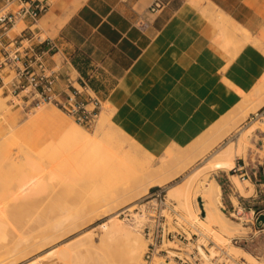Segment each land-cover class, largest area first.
Wrapping results in <instances>:
<instances>
[{"label":"bare ground","instance_id":"6f19581e","mask_svg":"<svg viewBox=\"0 0 264 264\" xmlns=\"http://www.w3.org/2000/svg\"><path fill=\"white\" fill-rule=\"evenodd\" d=\"M201 2L203 1L190 0L189 3L191 6L199 8L204 16L215 22L217 32L214 40L225 49L224 52H231L233 47L235 48L234 45L238 40H242L243 37L247 42H255L253 43L254 46H256V43L260 46L263 45L259 39L255 38V36L253 37L249 31L239 23H236V20L234 21L226 12L215 11V5L211 1H208V4L205 3V5H202L203 3L201 4ZM63 3V0H54L48 14L55 15V9L64 5ZM66 18L67 16L59 18L56 24L49 27L50 31L53 33L54 29L61 27ZM211 20L210 22H212ZM21 26L22 24L19 22L14 30ZM229 26L232 27L231 30ZM209 29L206 28L205 32L210 34ZM154 54H148L144 64L149 62L148 59ZM211 60V50L208 49L203 52L198 60L199 64L192 68L189 73H185L183 69L181 70L183 71L182 74L186 75L185 82L187 87L194 91L197 96L195 97L196 99L203 100L207 98L211 101L218 99L219 84L209 71L213 69ZM168 62L170 63L169 59L163 61V65L160 64V66L152 68L149 76L137 91L138 96L150 105L153 114L151 117L153 119L152 125L159 128V131L155 130V133L160 135L161 128L167 129L169 142H167L164 149L155 147V150H152L150 147H145L135 135L128 134L127 131L116 126L112 115L116 110L115 104L122 97L125 83L104 102L98 127L94 131H89L82 124L80 125L72 119L60 107L48 102H40L33 105L26 117L21 118L17 111H11V108L7 106L6 96H0V152L8 151L9 160L14 167H17L11 173V179L7 180V186H4L0 193V264L9 263L21 251L35 244V242H31L20 245L21 241L16 239L21 238L22 235L30 234L35 229L41 228L49 222L50 218L45 217L42 219L38 213L34 214V212L30 211L34 205H49L54 202V199L64 197L66 189L79 187L78 196L75 199L64 200L63 204L58 206L57 212H52L53 216L59 213L69 216L72 213V204L76 210H87L90 213L104 215L109 209L125 202L131 193L142 190L147 191L149 187L159 185L160 183H156V181L162 180L163 174L169 170L168 163H171L169 159L173 161L178 159L174 163L175 166L182 164L183 159H181L180 153H184L188 148L196 150L197 145H200V147L204 145L203 139L209 133L217 134L219 132L220 127L217 124L221 117L215 123L201 129L195 141L190 143V145L185 147L176 146L174 135L178 133L175 128L174 113L171 111L173 109L171 103L173 98L169 93L170 80L168 71L170 67ZM234 88L239 95V99L232 109L233 111L242 110L251 103L257 102V105L261 104L264 99V66L257 82L251 88L248 90H243L239 86ZM258 127L264 130V116L248 126L244 131H241L235 144L233 142L227 143L212 161V166L220 169L233 168L237 155L245 150L249 135ZM188 130L181 131L179 134L185 136L186 133L184 132H188ZM104 135H109L114 141V152L110 151L109 148L107 149L109 157L111 156L118 160V167L121 168V166L127 165L122 158L119 159L118 157L135 155L140 157V173L116 192L106 191L98 203L86 204L84 194L87 190L81 187L83 186V175L85 173L81 162L85 155L90 154L92 150L98 147L103 148L101 139ZM29 142L38 147H49L51 149L50 160L42 162L38 157L20 152L18 149L13 151L14 145L21 148L23 143ZM104 148L106 149V147ZM199 148L197 150L201 149ZM206 148L202 147L201 151ZM160 150H163L162 153H160ZM156 158L157 162H154ZM67 162L71 163L67 164ZM109 167L110 164L108 163L104 166L106 185ZM201 170L202 168H198L182 182L172 186L169 189V195L174 200L176 208L180 210V223L197 230L202 237L210 235L216 244L219 245L226 241L224 234L233 236L239 227L223 216V211L220 208V205L223 204L221 185L215 178L204 184L201 192H199L198 188L194 189L196 175ZM0 175L4 177L3 173ZM231 175L238 192L244 196L250 195L253 183L246 179L245 185L235 173ZM2 180L5 181L4 178ZM247 185L249 186L248 188H246ZM24 210L25 212L26 210L28 211L24 217L20 216L21 218H17L15 211ZM130 210L132 209L130 208ZM133 214L138 221L142 220L143 217L141 218L139 214ZM117 215H112L104 222L103 233L99 238L100 244L99 242L98 244L94 242L93 233L87 234V238L83 236L88 232L80 237L78 236L79 238L72 244L76 246L84 245L87 251L92 250L91 254L94 253L92 255L94 257L93 260L99 264H139L143 259L147 243L141 232L138 231L139 227L137 224L129 225ZM261 216H264V213ZM60 224L61 221L52 223L54 227ZM49 234L47 233L44 237H48ZM120 239L124 240L127 246L122 257L118 258L117 241ZM100 245L104 248H100ZM213 251L216 252L217 250ZM230 251L236 254L233 257L236 258L238 255L239 258L244 260V264H264L260 257L240 245L232 244ZM52 255L53 257L50 256L51 258H48L44 264H81L78 251L66 246L57 249Z\"/></svg>","mask_w":264,"mask_h":264},{"label":"crops","instance_id":"0c3cea01","mask_svg":"<svg viewBox=\"0 0 264 264\" xmlns=\"http://www.w3.org/2000/svg\"><path fill=\"white\" fill-rule=\"evenodd\" d=\"M49 1L48 10L39 19L48 25L56 24L71 11L61 27L48 35L58 44L57 54L67 59L58 86L63 87L66 72H75L78 81L87 82L104 102L125 83L122 97L115 104L116 119L152 150L164 149L169 142L167 129L161 128L160 135L155 133L159 128L152 125L150 105L137 93L152 68L170 60L169 93L178 133L174 137L181 142L193 139L238 102L234 87L251 88L264 66L263 48L257 43L254 46L255 42L245 43L236 52H224L214 40L215 22L191 6L189 0H166L154 13L150 6L155 0H63L55 15L48 14L54 0ZM208 1L215 5V11L226 12L264 45V0H204L202 5ZM141 20L149 25L141 28ZM206 28H210V34ZM208 49L213 67L209 71L219 84L218 99L212 101L196 99L182 74L198 65ZM150 53L155 54L144 64ZM186 129V135L181 136L179 133Z\"/></svg>","mask_w":264,"mask_h":264},{"label":"rangeland","instance_id":"374dc122","mask_svg":"<svg viewBox=\"0 0 264 264\" xmlns=\"http://www.w3.org/2000/svg\"><path fill=\"white\" fill-rule=\"evenodd\" d=\"M163 1L165 2L166 0ZM202 3L203 2H201V4ZM70 13L71 11H69V13H67L63 17L68 16ZM21 24L22 26L18 27V29L16 28L14 31H18L25 25V23L23 22H21ZM51 25H48V23H46L44 20H39L37 22V27L43 37L53 35L49 28ZM244 43H247V41L243 37L242 40H238V42L234 45L235 48L233 47L232 51L236 52ZM260 47L262 48L263 46L261 45ZM58 57L59 54L55 58ZM72 75L76 76L75 72H72ZM2 92L3 89H0V96H6L5 101L7 106L11 108V111H17L21 118H25L30 108L32 109L33 104L26 108H23L22 105H15L17 103H21L22 101L19 99H14L12 103L9 100L10 96L4 95L2 94ZM104 102L101 101L100 113L98 117L92 122V124L87 126L82 125L89 131H94L97 129ZM236 103L231 105L230 108H228L219 116L221 118L217 126L220 127V130L217 134H214L213 132H211L213 134L209 133V135L205 139H203L204 145H201V147L200 145H197L196 150L188 148L184 153L179 154L181 155V159H183L182 164L175 166L174 163L178 159H174L173 161L168 158L171 162L168 163L169 170H167L165 174H163V176L161 177L162 180L156 181V183H160L159 185H153L149 187L147 191L142 190L140 192L131 193L129 198L125 202L120 203L119 205H117V207L109 209V211H106L107 213H105L104 215L90 213L87 210H76L75 206H73L72 204V213L69 216H67L66 214L64 216L62 213L53 216L52 212H57L56 210H58V206L60 204L62 205L64 200L75 199L78 196L79 187H70L66 189V194L64 197L54 199V202L49 205H34L30 210L31 212H34V214L38 213V215L42 219L47 217L50 218V220L45 226L37 228L30 234L22 235L21 238L16 239L17 241H21L20 245L29 244L31 242H35V244L21 251L14 259H12L7 264H44L48 258H51L50 256L53 257V252L65 246L69 247L72 250L78 251L81 264H99L97 261L93 260L94 257L92 255H94V253L91 254L92 250L87 251L84 245L76 246L72 243H74L82 234L88 232L83 236L87 238V234L93 233L94 242L96 244H98L99 242L100 244L99 238L103 233L104 222H106L107 219H109L112 215L118 214L117 216L119 218H122V220H124L123 222H126L129 225H134L132 222L126 219L124 213L130 210V208L132 209L131 211L136 212V208L139 207L141 203H144L146 201V196L148 195V193L159 186H162L164 188L167 193L168 203L178 212L177 215L179 216L180 210L176 208L174 200L170 198L169 189L172 186L182 182L198 168H202V170L196 175L194 189L198 188L200 190L199 192H201L204 184H206L212 178H215L219 182L222 190L223 204L220 205V208L223 211V216L229 222L236 224L239 227L238 231L233 234V236L246 237L247 240L243 239L240 246L249 249L264 261V220L260 219V221L258 222L255 221V219H252L251 221L245 222L242 219L236 217L234 214V205L244 206L248 211L249 216L252 215V211H255L254 217H256L257 215L260 217V215L264 213V130L258 127L249 135V140L247 142L245 150L237 155L235 159V166L233 168L220 169L214 168L212 166V161L217 157L218 152L227 143L233 142L235 144L241 131H244L248 126L253 124L260 117L264 116V114H261V111H263L264 109V99L261 104L257 105V102H255L246 106L242 110L239 109L237 111H233L232 109L235 107ZM256 112H258L259 114L257 116H254V113ZM71 118L74 119L72 116ZM112 118L116 123V126L124 129L121 126L120 122H118V120L116 119L115 111L113 112ZM215 122L216 120L213 123ZM213 123H210V125ZM127 133L130 134L129 132ZM196 136L188 141H178L176 142V146H188L190 145V143L195 141ZM101 142L103 144V148L98 147L92 150L90 154L85 155V158L81 162V166L85 171L83 175L84 182L82 184L83 186L81 187H84L85 190H87L84 194V201L86 202V204L98 203L102 195L106 193V191L116 192L127 182L132 181L140 173V157H137L135 155L118 157L119 159L122 158L127 163L126 166L122 167L120 165L121 168H119L118 160L114 157H109V152L107 149L109 148L110 151L114 152L113 139L109 135H104L101 139ZM104 147H106V149ZM202 147L207 148L204 151H201ZM13 148V151L18 149L20 152L36 156L42 162L50 160L49 154L51 149L47 146L38 147L35 146V144L29 142L23 143V145H21V148H18L17 145H14ZM198 148L200 150H197ZM9 159L10 158L8 157V151L0 152V174L3 173L4 175V177H1L0 175V193L3 190L4 186H7V180L11 179V173L17 168L13 166ZM156 160L157 158L154 159V162H157ZM70 163L71 162H67V164ZM107 163L110 164V167L108 169L109 176L107 178L106 185L104 178V166ZM233 173L237 175V177L243 182V184L246 185V179L250 180L253 183V189L250 195L244 196L238 192V190L236 189V184L231 175ZM243 173H246L245 179H243V176H241ZM248 175L250 176V178L247 177ZM3 178L6 181V185L5 181L2 180ZM248 187L249 186L247 185L246 188ZM27 212V210L26 212L25 210L18 212L15 211V213H17V218L24 217ZM171 216L173 215L169 214V217ZM56 221H61V224L57 227H54L52 223ZM45 227L46 229H44ZM138 231L141 232L139 229ZM47 233H50L48 237H44ZM141 234L147 243V240L142 232ZM223 236L224 238H226L225 243H228V248L230 251V246L233 243H231L229 239L233 236L228 234H224ZM225 243L223 242L222 244ZM126 246L127 244L124 240L120 239L117 241L118 258L122 257ZM101 247L103 246L100 245V248ZM231 254L233 256L236 255L233 253ZM236 258H239L238 255L236 256ZM143 263L144 255L139 264Z\"/></svg>","mask_w":264,"mask_h":264},{"label":"built area","instance_id":"2783aa9c","mask_svg":"<svg viewBox=\"0 0 264 264\" xmlns=\"http://www.w3.org/2000/svg\"><path fill=\"white\" fill-rule=\"evenodd\" d=\"M49 5V0H0L2 94L10 96L12 103L14 99L21 100L15 105L23 108L40 102L53 103L78 123L91 125L100 113L101 100L87 82H79L72 73L66 72L63 87L58 86L67 59L61 55L55 58L59 51L57 42L49 36L43 37L37 27ZM164 5L163 0H155L150 11L157 12ZM19 22L25 25L12 31ZM140 25L146 28L149 23L141 20ZM245 174L241 175L243 179ZM146 198L136 212L124 213L127 220L138 225L147 240L144 264H244V260L229 253L228 243L218 245L210 235L202 237L197 230L180 223L178 212L168 203L162 186L154 188ZM133 213L143 217L142 220L138 221ZM234 214L245 222L260 221L258 215L254 217L255 211L249 216L242 205H234ZM243 239L247 240L244 236H233L229 241L241 245Z\"/></svg>","mask_w":264,"mask_h":264},{"label":"water","instance_id":"95a60500","mask_svg":"<svg viewBox=\"0 0 264 264\" xmlns=\"http://www.w3.org/2000/svg\"><path fill=\"white\" fill-rule=\"evenodd\" d=\"M259 219H262V220H264V216H261V215H260Z\"/></svg>","mask_w":264,"mask_h":264}]
</instances>
